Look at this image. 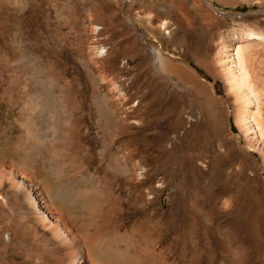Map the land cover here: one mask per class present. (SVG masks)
I'll return each instance as SVG.
<instances>
[{"label":"rangeland","instance_id":"obj_1","mask_svg":"<svg viewBox=\"0 0 264 264\" xmlns=\"http://www.w3.org/2000/svg\"><path fill=\"white\" fill-rule=\"evenodd\" d=\"M148 1L150 0H0V23L2 24H0L2 29H0V46L3 47H0V52L4 51L11 55L14 50L17 59L19 58L16 63H0V79L6 82L22 72L23 68H28L27 74L29 73L28 76L32 77L40 76L41 70V76L44 79L48 80L51 76L56 94L90 95L92 90L82 68L83 65H87L100 85L97 92H94L96 106L103 109L105 104L107 109L111 110L119 107L116 105L115 98L113 99L114 94L108 91L106 80L114 78L123 85L121 90L126 94V107L129 108L131 104H135H133L135 110L127 109L126 114H129L130 121L143 119L145 124L143 126L126 122L123 123V134L119 141L110 130H106V137L116 142L115 147L121 144V154L118 155L120 162L127 170H132L135 166L136 171L141 173L142 179L137 181L128 174L117 176V181L121 185L116 190L119 197L118 205L107 209L100 199L95 223L84 232L85 236L89 237L97 226L99 229L121 227V233L126 232L131 239L133 238L138 249L136 253L128 254L129 258L122 251L121 256L124 255L126 258L119 256L122 259L119 261L124 264H129L128 261H131L130 264H261L264 260V213H256L252 193L246 181L238 175L226 177L221 171H216L214 178L205 180L199 173H186L182 168V161L185 160L188 151L204 153L213 143V139H210L212 136L207 120L196 109V93H205L209 84L213 86L217 100L226 97L224 83L221 80H213L201 61L202 55L208 50L206 48L219 44L218 41L220 43L224 41L223 43L231 46L230 36L243 28L252 27L257 20L264 24V10L253 0H151L160 8L157 11L159 15L157 12H151L152 20L156 22L157 15L166 18L174 29V41H181L180 46L174 51L172 44H168L166 48L163 41L158 40L147 29L144 19L142 20L141 16L149 12V9L145 10L143 7ZM7 20H10L12 24L10 25ZM94 27L100 29L98 35L95 34V38L91 32ZM220 34L221 38L218 40ZM134 36L137 37L136 41H133ZM8 37L11 38L13 46L3 43L2 38ZM95 45L103 47L108 54L101 65L89 62L93 51L88 49ZM150 45L161 46L163 51L166 50L174 67L182 69L181 79L191 76L192 84L183 86L177 81V77L172 75L169 78L170 81L168 79V82L163 85V89L157 92L153 81L159 80V76L152 70L151 58L148 56ZM25 51L33 54V57L37 56L35 66L33 62L28 66L26 64L28 60H26L23 61L22 67ZM47 60L55 63L51 65L54 69L49 67ZM45 61L47 62L44 63L45 68L37 69L39 63ZM123 63H126L125 68L122 67ZM30 66L36 69L32 70ZM192 70L195 73H192ZM195 84L198 85L197 88ZM5 86L3 85L2 89ZM201 87L205 88H203L204 91ZM5 95L0 96L2 102L0 105V170L12 167L17 169L19 162L32 154L20 152L19 148L24 143V137L21 128L14 122L16 110L6 107ZM152 96L158 98L154 108L159 109L161 118L157 120L152 114L153 105L150 99ZM137 102L138 106H145L146 114L141 115L136 112L139 108ZM71 107L72 105L68 104L64 106L65 109L62 108L65 112L62 119H65L67 123ZM91 109L89 101L79 106V111L83 114ZM118 111L120 115L124 113L121 109ZM179 114H181L182 124L179 127L174 126L172 133L159 147L157 136L162 132L170 131L173 121ZM89 125L92 127L91 144L97 146L98 138H96L92 119ZM234 128L233 125L232 130L237 133V129ZM65 129L68 127L65 126ZM68 154L62 156V161L61 158L59 160L61 174L59 178L54 179L52 195L54 190L53 197L56 204L70 200L69 205H66L69 206L67 209L70 212H78L81 210V201L73 198V193L96 187L97 181L104 172L95 164L91 169L92 175L86 173L84 168L86 161H81L80 155L83 152L79 149L76 148V152H68ZM45 170L44 174H49L48 162L45 164ZM108 171L107 179H111L113 174L110 170ZM136 185L141 189L148 185L160 188L158 189L160 193L152 199L153 206L146 200L136 204L130 201ZM107 210L110 215L108 223L104 220ZM9 211L11 210L5 209L6 213L4 212L9 221L5 233L9 236L10 242H19L22 248L19 245V248L8 249L1 258L7 261L14 259L18 264L24 262V264H39V262L51 264V261L46 259L47 256L40 257L37 248L33 247L30 241H23L20 231L15 224L13 226V221L16 223L17 218L12 211L11 214ZM9 215H12L11 219ZM107 247L109 249L110 246L106 243L102 249L107 250ZM93 255L95 257L93 259L98 262L104 261L102 254L97 251ZM108 255V257L105 256L106 259L113 257L112 254ZM99 257L101 259H98ZM131 257L136 259L133 261ZM122 262L120 263L123 264Z\"/></svg>","mask_w":264,"mask_h":264},{"label":"bare ground","instance_id":"obj_2","mask_svg":"<svg viewBox=\"0 0 264 264\" xmlns=\"http://www.w3.org/2000/svg\"><path fill=\"white\" fill-rule=\"evenodd\" d=\"M253 1L259 4L264 10V0ZM143 7L145 10L149 9V12L146 11L147 13L141 16L142 20L144 19L147 29L155 35L158 40L163 41L166 48L168 44H172V49L176 51L181 41H174V29L172 28V24L166 18L158 16L159 14L157 11L160 8L151 0L146 2V5ZM151 12H157L158 15L155 17L157 19L156 22L152 20ZM11 24L12 23H10V25ZM18 27L19 26H17V28ZM10 30L12 29L10 28ZM99 31L100 29L98 27L92 28L91 32L94 35L92 36L95 38V34L98 35ZM218 36L219 35H217V37ZM136 38L137 37L134 36L133 41H136ZM213 38L214 37H212V39ZM220 38L221 34L218 40ZM230 38L232 41L231 46L226 45L227 43H223L224 41L221 43L218 41L219 44H216V46L213 45L212 47L206 48L208 50L201 57L203 65L208 70L213 80H221L224 83L226 97L225 99L219 98L220 100H217L215 98L214 88L209 84V88L205 90V93H196V109L207 120L212 136L210 139H213V143L211 148L204 153L197 151L190 153L188 151L185 155V160L182 161V168L186 173L201 174L205 180H210V178L215 175L216 171L224 172L226 177L240 176V178L249 185L248 187H250L254 204L253 207L256 213H264V24H262L260 20H257L252 27L243 28V30H240L238 33H233ZM10 39L9 37L2 38L3 43H8L13 46ZM32 44L34 45V42ZM28 45L30 44L28 43ZM37 46L39 47L40 45ZM38 50H40V48ZM88 50L93 51L92 54L90 52L92 58L89 62L95 65H101L108 55L100 45H95ZM165 51H163L161 46L150 45L149 47L148 56L151 58L153 73L159 76V80L153 81V86L157 89V92L163 89V85L168 82V79L172 75L176 76L177 81L181 82L183 86L191 85L193 81L191 76L181 79L183 74L182 69L174 67L171 63L172 59L169 58L168 53ZM11 53L10 55L7 52L1 51L0 63L18 62L19 58L17 59L16 52L13 50ZM23 55H25V60H22V67L23 61L28 60L26 64L29 66L31 62H35L37 57L35 55V57H33V54L31 55V53L28 52ZM40 55L38 56L40 57ZM47 61L49 63L46 61L40 62L37 69L40 70L45 68L44 63L50 64L49 67L52 68L53 66L51 65L55 63L51 60ZM36 63L33 65L35 66ZM81 65H83V63ZM122 67L125 68L126 63H123ZM82 68L92 90L90 95H85L83 93L80 95L56 94L53 87L55 84L52 83L53 80H51V76L48 80L46 78L44 79L41 76V70H38L41 73L40 76H36L38 72L35 71L37 73L35 75L36 77H32L30 75L28 76L29 73L27 74L28 68H23L22 72H19L18 75H14L13 78L10 77L11 79L8 78L9 80L6 82L0 79V96L6 94V97H4L6 98L4 100L6 107L10 108V110H16L14 122L21 128L24 137V143L21 142L22 145L21 148H19L20 152L22 154L32 153L24 157L22 162H19L17 169H14V167L6 169L3 166L5 169L0 170V264H18L14 259L7 261L1 257H4L8 249L12 250L19 248L20 245L19 242H10L9 236L5 233V228L9 225V221H7L8 219H6L7 217L5 216V209L11 210L13 215H15L14 217L17 218V220L14 219L16 223L13 221V226L15 224L17 230L20 231L23 241H30L32 246L37 248L40 257L47 256L46 259L50 260L51 264H121L120 262L122 261H119V259H121L119 256L125 257L124 255L121 256V254H123L122 251L126 255L137 252V243H135L132 240L133 238L131 239L126 232L121 233V227L115 229H99L97 226V229L93 228V233H91L89 237H86L84 234V232L95 223L96 211L99 207L100 199H102L103 203L107 206V209L115 208L118 205L119 197L118 194H116V190H118L121 185L117 181V176H126L128 174L137 181L142 179L141 173L136 171L135 166L132 170H127L120 162L118 155L121 154V144L119 143L118 147H115L114 144L116 142L110 141L108 137H106V130H110L116 137V140L119 141L120 136L123 134V123L133 122L136 125L142 124L143 126L145 123L143 119L136 118H134L136 120L130 121L131 119H129V114H126V110L133 109L134 103L131 104L133 107H126V94L122 91L123 85L114 78L106 80L108 91L114 94L113 99L115 98L116 105L119 107L118 109L123 110L124 113L120 115L118 109H107L105 104L103 106L106 108L102 107L103 109H99L96 106L94 95V92H97V88L100 86L99 81L87 65H83ZM33 69L35 70L36 68ZM52 69H54V67ZM192 73L195 72L193 71ZM186 74L188 75V73ZM197 78L199 79V76ZM196 80H194V82ZM3 85H6L4 89H2ZM197 86L198 85L195 84L196 88ZM199 91L201 90L199 89ZM155 96H152L150 99L153 105V118L157 120L161 118V114L157 107L156 109L154 108V105L158 103V98L156 99ZM87 101H89L92 109L89 110L88 113L84 112L85 114H83L79 111V106ZM1 103L0 101V105ZM68 104H71L72 107L70 110L68 109V114H70L69 122L67 123L65 119H62L65 114L62 108L65 109L66 107L64 108V106ZM136 104L137 107H139L136 109V112L141 113V115L146 114L145 106H138V102ZM181 114L173 121L170 131L162 132L157 136L159 147H161L163 141L172 133L174 126L179 127V125L182 124ZM91 119L95 127L94 130L96 129V138H98L97 146L91 144L92 127L89 125ZM232 124L237 129V133L233 132ZM129 125L131 126V124ZM65 126H67L68 129H65ZM203 144H205V142ZM76 148L83 152L80 157L81 161H86V167H84L86 173L92 175L91 169L96 164L99 169L104 172V175L97 181L96 187L86 188V190L82 191L78 190L76 193H73V198L81 201V210L78 212H70L67 209L69 206H66L70 200L63 203L60 202V204L55 203L53 197L54 190L52 195V185L54 179L59 178L61 174L59 164L60 158L62 161L63 155H66V153L68 154V152H76ZM47 162L49 163L50 172L46 175L44 174V170ZM108 170L113 174L111 179H107L106 174ZM223 176L224 175H222V177ZM215 177H217V175ZM144 181L145 180H143V182ZM157 187L158 186L155 188L153 185H148L146 188L141 189L136 185L130 201L136 204L137 202L139 203V201L141 202V200H146L153 206L151 204L153 201L152 199L157 197L160 193V190H158L160 188L157 189ZM11 211H9L10 214ZM10 216L12 215H9V218ZM109 216V211L107 210L104 214V220L107 223L109 221ZM8 227L10 229V226ZM106 243L109 244L110 250L108 247L107 250H105L106 248L102 249L103 245ZM95 251L102 254L105 258H103L104 261L98 262L93 259L95 258L93 257ZM108 254H112L113 257L111 259H106L109 256ZM143 254L145 255V253ZM37 256L38 255H36V257ZM129 256L130 255H128V258ZM12 257L15 258V256ZM98 259L101 258L99 257ZM134 259L136 258L134 257ZM128 262L131 263V261ZM261 264H264V260Z\"/></svg>","mask_w":264,"mask_h":264}]
</instances>
